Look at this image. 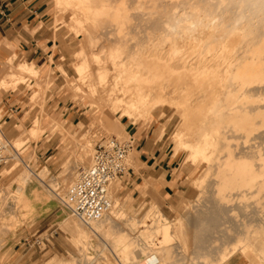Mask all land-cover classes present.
<instances>
[{
    "label": "bare ground",
    "instance_id": "1",
    "mask_svg": "<svg viewBox=\"0 0 264 264\" xmlns=\"http://www.w3.org/2000/svg\"><path fill=\"white\" fill-rule=\"evenodd\" d=\"M149 2L146 20L138 19L144 22L142 30H137L140 34L135 31L122 40L112 25L126 15L122 4L119 12L118 0H54L55 23L68 14L70 26L83 37L72 57L76 76L66 91L88 100L97 114L91 125L97 124L101 137L106 132L121 133L127 139L117 138L120 142L133 140L121 120L152 122L166 108L173 110L180 119L175 149L188 154L183 166L191 167L189 172L197 165L202 169L198 177L187 179L198 195L188 201L187 213L173 221L151 204L144 219L134 223L135 218L132 222L128 218V203L116 202L115 187L121 182L115 181L110 186L111 209L99 221L85 224L72 214L62 221L72 224L67 229L80 254L101 248L102 264H226L238 255L264 264V0ZM132 39L135 43L128 47ZM16 61L12 55L6 63L1 89L19 79H40V69L34 63L23 61L15 66ZM57 67L66 75L63 65ZM49 80L37 82L31 103L43 98ZM38 114L40 118L32 119L27 133L48 130L67 135L71 142L61 149L67 154L78 148L79 155L75 166L66 167L59 190L46 170L37 175L16 153L14 158L25 169L15 178L14 208L24 220L33 215L34 203L42 199L37 188L24 196L32 180L71 212L69 186L79 178L80 167L92 165V143L73 136V125L64 129L59 118L45 125L41 121L46 113ZM106 117L111 119L109 125ZM165 130L161 126L158 135ZM22 142L16 139L14 145L20 148ZM11 149L15 153V148ZM133 152L125 163L137 170L138 165L130 161ZM153 182L151 177L144 179L142 186ZM190 229L193 231L188 233ZM92 237L97 240L95 247ZM86 255L83 264H96L98 254L96 259L88 256L89 252ZM59 261L73 264L76 259L60 257Z\"/></svg>",
    "mask_w": 264,
    "mask_h": 264
},
{
    "label": "rangeland",
    "instance_id": "2",
    "mask_svg": "<svg viewBox=\"0 0 264 264\" xmlns=\"http://www.w3.org/2000/svg\"><path fill=\"white\" fill-rule=\"evenodd\" d=\"M148 1L149 0H118V3H120V5L117 4L119 6L118 9L122 8L121 6L122 4L123 6H125L124 7L125 10L128 11V15L127 12L123 10L122 12H124V14L126 13L125 17L123 16L124 19L123 17H120V14L121 15L124 14L118 13L120 18L115 20L116 22L117 21L119 22L118 23H116L115 21L112 22V25L114 23L115 28H117L118 33H119L118 29L121 30L122 28V30L120 31L121 33L120 35L116 33L117 38L119 37L122 38V40H124L127 36H129L131 33L135 31L136 33L140 34L139 32L142 30V27L144 26V22L141 21L142 23H139L141 19L140 20L138 19L141 17L142 20H146L147 15L145 14L150 11V9L147 8L149 7L150 4V2L148 3ZM47 4L49 8L48 21L52 28L53 41L57 46H59L60 51L61 48H63V50L61 51L63 53L60 55V59L63 58L64 60V65H65L64 69L66 75L62 74V72L58 69L59 70L58 72L62 74L61 78L63 79L62 84L58 86L56 85V80L59 77L58 74H55L53 70H49L47 74H40V79L38 81L32 78L19 79L16 81V83L15 82L11 83L12 85L9 84L6 87H3V89L0 88V92L10 91L12 93L15 92L24 93V95L26 96L25 97L26 103L27 105L28 104L30 105V106L28 105V109L25 111V116L26 118H28L27 124L18 123L15 127H13V129H10L8 127V125L5 123V119H2V114L0 113V132L3 135L2 140L7 141L10 144V146L15 148V153L14 150L12 149L9 150V155L11 156V159L12 157L13 159L9 163H7L6 165L0 168V199H3V201L5 202L4 203L2 200H0L1 202L0 203L1 204L0 205V218H1L0 219V260L2 258L0 264H5L9 261L14 245L23 236L28 234L29 237H31L35 232H38L39 236H41V240H44V245L42 246L41 249L38 250V252L41 254V261L43 262V264H46L47 261L46 259L50 255V252L47 251V244L48 242H50V240H52V238L55 235L56 236L61 235L63 237V241L67 246V253L64 254L63 256H59V258L54 257V259H49L47 264H66L64 262L59 261L60 257L63 258L64 260V259H69L70 256H74L76 259V262H74L73 264H83V260H82L84 259L83 256L88 254V252H89L88 256L95 257V259H96V255L98 254L96 260H98L97 261L98 264H102L104 262L102 260L101 262L100 259H102L104 256L102 255V252H99L101 251V248L100 249L98 248L99 251L97 249L96 251L95 249L92 248L90 251L85 252L84 255H82L83 252H81L80 254V251L77 249L78 244L76 243L75 239L68 235V233L70 234L68 227H70V225L72 224H70V221H66V222L62 221L63 219L70 217L71 212L68 209H66L62 204H60L56 199H52V197H50L52 195H50L47 191H45V189H43L36 180H32L28 185H26L24 190V196H25L28 195L31 189L37 188L39 192V197H42L40 201L38 200L34 203L35 204L34 210L33 209L31 210L33 215L27 216L28 218L24 220L22 217L20 218L18 213H15L16 210L14 208V205L17 197L16 196L17 194H14L15 187L17 185V182L15 180L17 179L16 177H18V175L21 172H23L25 169L22 163L18 162L14 158L16 153L20 155V158L23 159V161L27 163L28 166L37 175H39L43 170H46L48 174V178L52 180H56V184L58 185L59 190L61 189V179L66 177L65 176L66 167L75 166L74 164L75 160L79 155V153H77L78 148L75 149L76 152L73 153L67 152V154L62 150L64 147L68 146L71 142L69 136L67 135L60 136L56 134L55 131H48V130L44 131L43 133H39V132H35L33 134L27 133L28 129L30 128L29 123L32 121V119L40 118L41 114H38V112L46 113L45 118L41 121L45 125L52 118H59L60 122L63 124L64 129H68L71 125H73L74 127L71 132L73 136H77L76 138L78 140L79 139L83 140L84 138L90 144L92 143L91 155L93 153V149L96 143L102 138L115 137L116 139L121 138L123 140L126 138L121 133H117V135H115L110 132L105 133L106 136L107 133L109 134L107 137L103 135L101 137V133L98 132L99 127L97 126V124L91 125L92 124L91 122H93L94 117L97 114L94 111V109H92L91 106L89 105L88 100L74 97L72 94H70L69 90L66 91V87H68L67 85L76 76L74 68L72 66V64L75 63L76 61H73L75 60V58L72 57H74L76 51L80 49L79 45L81 44V41L79 40H81V38L83 37L79 36L76 33V31L72 29V27L70 26L72 24V20L69 19L68 14L63 16L62 22H60L59 24L55 23L54 20L55 15L54 12L51 11L53 10L54 7V0H47ZM140 4L143 6H141ZM145 4H147V6ZM126 5L128 8L126 7ZM144 5L146 6V10ZM119 12H121L120 9ZM120 19L121 20L123 19L124 22H120L121 21ZM139 24L140 25L142 24L141 28L139 27L140 26ZM69 26L71 27V29L66 30L69 29ZM139 29L140 31H137ZM127 30L128 31L130 30V32H128ZM137 37H139V35H137ZM140 37H142V34L140 35ZM134 43L135 42H133L132 39L131 42H129L128 47L134 45ZM100 44L103 46L104 42L101 41ZM101 45L99 46L101 47ZM48 77H50V80L48 81V84H46V94L43 96L41 100H39L37 104L34 105L29 101V98L35 90H38V83H40L44 78H48ZM63 77L66 78V80ZM56 96H58L59 98H63L68 108L74 111L75 113H77L78 120L76 121L75 124L69 123L68 120L63 118L61 112H58L57 114H52V109L49 111L46 110L49 103L55 101ZM167 109L169 108H166L160 116L156 115L152 123L140 122L138 126L136 125V127L130 125L128 123L129 121L121 120V123L125 126L126 132L128 133V135L131 136V137L128 136V138L130 137L132 139L133 138L136 139L137 136H140V138L142 137L144 140L147 141L148 144L151 145V147L154 150H156L157 152L156 156L160 155L161 157L164 156L166 158L165 163L169 165L171 169H173L172 171L173 179L176 183H178L180 187V191L176 193V195L164 199L163 196L161 195V189L165 186L164 176H159L156 172V176L153 177V181H154L153 186L148 190L146 194L140 195L142 193L140 188L141 184L143 183V179L149 175L150 169H148L146 165L143 164L141 161L138 162V166H139L137 168L138 171L135 169V166L130 165V167H132L135 171L131 168L133 174L130 180L126 184L120 183V185H117L115 187L116 190L115 199L116 202H119L120 204L128 203L126 208V211L127 212L129 211L128 213H130V217L128 218L130 219L131 222H132V218H135L134 223L138 221H142V219H144L151 204L158 206L160 212L166 218H169L170 221H173L175 220L174 217L176 218L179 215L181 216V214L184 215L187 213L184 212L186 210V205L188 201L191 202L194 201L196 199V196L198 195L196 190L191 186V183L187 179H194L198 177L202 171V169L200 168L201 166L197 165L196 168L194 167V169L191 172H189L191 170V167L183 166L182 161H184L187 158L188 154L185 153L184 151L178 152L177 148L175 149V147L177 146V138L174 137L175 131L179 127L180 119L177 115L174 114L173 110L171 109L167 110ZM110 121L111 119L109 117L105 118V122L108 125L110 124ZM94 126H96L95 129ZM161 126H165L166 130L160 139H156L153 133L157 128H160ZM16 139L23 140L22 142L23 145L21 144L20 148L14 145ZM47 149H50V151L45 155ZM178 153L181 154H179L176 158L172 157V154L176 155ZM152 164H153V160L149 163V166H151ZM86 167L87 165H85V167H80L77 171L81 172ZM12 181H14V183ZM6 188L8 189V191L6 190ZM2 193L4 195H2ZM47 193L49 196L47 195ZM44 194L46 195L45 197L43 196ZM10 197L11 198L13 197L12 198L13 200ZM12 213L15 214L13 215ZM21 221L23 222L21 223ZM147 223H149V220H147ZM186 231H188L189 233L190 231L192 232L193 230L190 229ZM92 238H93L91 239L92 245L95 247V243L97 240L94 237ZM29 246L30 245H28V247ZM93 250L95 254L93 253ZM240 259L242 258L238 255L235 258H232L229 262L237 261ZM110 261L113 262L114 260L112 261V258L110 257ZM240 261H242L240 264L246 263L244 259ZM252 264H255V262Z\"/></svg>",
    "mask_w": 264,
    "mask_h": 264
},
{
    "label": "crops",
    "instance_id": "3",
    "mask_svg": "<svg viewBox=\"0 0 264 264\" xmlns=\"http://www.w3.org/2000/svg\"><path fill=\"white\" fill-rule=\"evenodd\" d=\"M48 11L47 0H0V80L6 73L7 67L5 65L12 55L17 57L15 66L23 61L34 63L40 69V74H47L49 70H53L55 74H58L57 66L63 65L64 68V60L63 58L60 59L63 48L60 51L59 46L53 41L52 28L48 21ZM62 81L61 77L57 78L56 85H61ZM25 97L24 93L0 92V113L10 129H13L18 123L27 124L28 122L25 111L28 109L29 104L27 105ZM51 109L52 114L61 112L62 117L68 120L69 123L75 124L78 120L77 113L68 108L63 98L56 96L55 101L49 103L46 108L47 111ZM140 122L152 123L153 121L142 120L134 124L129 121L128 123L136 127ZM124 130L126 132L125 126ZM158 131L159 128L153 133L156 139H160L163 135H158ZM133 140L134 152L133 158L130 159L131 163L138 165V162L141 161L150 169L149 175L144 178L146 180L156 176V172L159 176H164L165 186L161 189V195L164 199L176 195L180 191V187L173 179V169L165 163L166 158L160 155L156 156V150L142 137L137 136ZM49 151L50 149H47L45 155ZM179 154L181 153L172 154V157L176 158ZM152 160L153 164L149 166ZM153 183L151 186H142V183L140 187L142 193L140 195L146 194ZM68 235L71 236L69 233ZM38 239H41L38 232L33 233L31 237L28 234L23 236L14 245L9 261L5 264H43L38 250L42 248L44 243L40 246L34 245ZM28 245L30 246L28 247ZM47 251L50 252V255L46 259V264L49 259L59 258V256L66 254L67 246L63 241V237L55 235L48 242ZM240 257L244 259L245 264H252L245 257ZM240 260L228 261L226 264H240L242 262Z\"/></svg>",
    "mask_w": 264,
    "mask_h": 264
},
{
    "label": "built area",
    "instance_id": "4",
    "mask_svg": "<svg viewBox=\"0 0 264 264\" xmlns=\"http://www.w3.org/2000/svg\"><path fill=\"white\" fill-rule=\"evenodd\" d=\"M10 149V144L0 139V168L12 160ZM133 149L134 140L120 142L116 138H102L96 143L92 165L81 171L67 191L73 217L89 224L99 221L111 209L110 186L115 181L126 184L130 180L133 171L125 160ZM43 243L44 240L38 239L35 245Z\"/></svg>",
    "mask_w": 264,
    "mask_h": 264
}]
</instances>
